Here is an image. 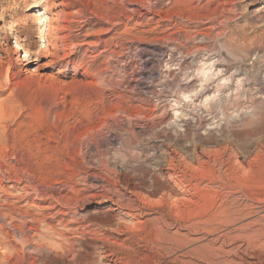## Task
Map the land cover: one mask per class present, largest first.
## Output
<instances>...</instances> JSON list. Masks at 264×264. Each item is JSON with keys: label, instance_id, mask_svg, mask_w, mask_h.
Returning a JSON list of instances; mask_svg holds the SVG:
<instances>
[{"label": "rangeland", "instance_id": "rangeland-1", "mask_svg": "<svg viewBox=\"0 0 264 264\" xmlns=\"http://www.w3.org/2000/svg\"><path fill=\"white\" fill-rule=\"evenodd\" d=\"M103 1L107 0H85L84 9L75 7L66 11L59 5L62 0H0V38H7V43L3 41V49L9 50L11 57L10 63L0 64V204L4 201L22 211L29 210L30 216L23 217L27 235L33 236L34 244L42 238L39 241L44 240L57 258L61 253L55 248L61 238L54 235L53 230L65 234L66 241L76 249L81 244L106 238L101 228H89V224L81 222L83 217L93 214L94 207L106 208L111 204L105 200L97 206L90 196L101 194L104 187L108 196L118 194V198H112L121 200L117 193L121 188L114 190L110 186L116 181L115 173L122 172L129 179L137 177L140 180L141 174L152 172L157 161L165 158L169 141L176 137L168 124H173L181 133L187 127L186 139L196 141L203 150L215 151L227 144L234 147L249 144L252 153L257 145H264V0H237L234 12L224 16L231 19L232 38L224 35L207 43L194 41V38L209 32L214 37L220 34V30L214 28L223 19L213 20V12H218L217 3L165 0L161 4L159 0H127L131 1L127 6L119 0L120 6L113 9L116 26L111 32L116 45L107 42L110 27L97 25L99 20L93 14L98 12L104 17L105 12L99 13L95 8ZM149 5H153L156 14H150ZM79 10L84 11L86 19L94 21L90 27L85 26L77 42L61 44L62 47L70 46L72 54L69 57L64 58L65 52L60 51L56 56L60 60L40 57L30 66L22 63L24 54L18 52L14 37L18 31H24V37H29L26 44L31 43V50L37 49L39 30L49 34L54 45L67 35L59 31L64 25L65 14H76ZM126 10L131 13L127 15ZM10 11L14 12L12 20ZM128 16H131L130 26H126ZM13 23L19 25L17 31ZM128 28H131L130 37L125 34ZM202 45L206 52H200ZM218 52L225 59L228 72L217 63L214 65ZM139 53L148 59L143 72L139 69ZM199 67L210 68L214 74L208 83H196V77H201L196 72ZM218 70L224 72L216 76ZM234 71H238L237 74ZM220 78L228 82L224 84L218 80ZM218 82L226 89H221L215 101L209 103L206 95H196L192 97L193 102L181 101L175 105L178 86L190 84L191 89H195L202 85L213 89ZM113 109L126 113H119L114 122L109 123L111 133H107V129L98 130L96 127L104 113ZM250 111L256 114L239 118ZM134 112L140 115L133 116ZM220 127L221 132H218ZM245 133L248 135L243 136ZM186 141L180 140L178 148L186 147L183 153L190 158L191 148ZM47 143L50 148L46 154L54 156L50 158L54 159L53 168L50 165L44 166L45 169L35 167L44 156L41 152ZM119 147L122 151L116 155ZM251 153L247 152L242 159ZM17 179H22L20 184L16 183ZM26 181H31L36 193L24 188L28 185ZM27 192L30 195L23 199ZM40 198L43 201H39ZM76 199L86 200V203L79 202L77 207L74 205ZM1 205L0 211L9 209ZM62 212L64 215H60ZM259 214L262 215L254 214L247 222L258 220L264 228V216ZM29 227L32 231H28ZM238 229L236 226L221 227L220 231L234 237L239 234ZM166 232L176 233L175 230ZM178 234L187 235L186 232ZM188 237L197 240L189 245L190 248L221 246V242H213L215 234L200 231ZM239 245L227 241L224 247L227 251H236ZM14 247L17 251L20 248L11 244V248ZM189 247L173 252L172 256L183 255ZM1 252L0 264H5ZM35 253L30 247L25 254L19 253L20 259L14 256L8 264H40L34 258Z\"/></svg>", "mask_w": 264, "mask_h": 264}, {"label": "bare ground", "instance_id": "bare-ground-1", "mask_svg": "<svg viewBox=\"0 0 264 264\" xmlns=\"http://www.w3.org/2000/svg\"><path fill=\"white\" fill-rule=\"evenodd\" d=\"M83 1L85 0H62L59 5L66 11L75 7L84 9L85 6ZM159 1L161 4L163 1L165 2V0ZM210 1L218 4L216 7L218 12H213L214 19H212H223L219 21L216 28L213 27L216 31L220 30V34L215 37L214 35L212 36L211 32L208 34H198L194 38V41L198 40L199 42L207 43L213 39L217 41L219 37H223L224 35L228 39L232 38L233 32L232 29H230L231 19L229 17L225 18L224 16L227 12L231 13L233 8L237 7V0H232L234 3H229L226 0ZM219 1H221V3H219ZM120 2L119 0H107L103 1L102 4L100 3V5H96L95 8L99 13L105 12L102 18L97 14L98 12L93 13L95 18L99 20L96 22L97 25H108L110 27L107 32V34H110L107 41L109 45L116 43V39L113 38L111 34L116 26L114 23L115 14L113 9L119 7L121 4ZM157 2H155V4ZM125 3L127 6L131 5V1L123 0V4ZM153 5H149L151 15L156 14L154 13ZM229 6L231 8H229ZM8 13L9 18L12 20L14 12L10 11ZM83 13L84 11L79 10L76 14H65L62 23L64 25L59 31L65 32L67 35L61 37L54 45L50 42L49 34H44L40 30L37 31L38 44H36L37 46L35 45L37 49H33L34 51L30 48L32 46L31 43L26 44L29 40V37H24L26 33L24 31H18L17 35L14 37L18 52H23L24 54L21 60L22 63L25 64V66H30L32 62L39 61L40 57H50L60 60L59 57H56L60 51L65 52L64 58L69 57L72 54L70 46L62 47L61 44L66 42H77L81 38V33L85 26L90 27L92 21H94L93 19H86V15L84 14V16ZM126 13L128 15L131 11L129 12V10H126ZM216 13L218 14L216 15ZM130 17L128 16L125 18L127 20L126 26L131 25ZM157 17L159 16L157 15ZM13 24L14 27H12L16 28L17 31L19 25L16 23ZM130 29L131 28H128L125 33L127 36L130 35ZM3 41L7 43V38H0V64L3 62L10 63L11 58L9 50L3 49V44H5ZM199 50L200 52H206L204 45H202ZM127 53L126 55H128ZM207 54H209V52H207ZM215 57L217 60H215L214 65L217 63L225 68V59H223L222 55L218 52L215 53ZM147 60L144 54H138L140 71L144 68ZM197 69L196 72L198 75H201V77H196V83H208L214 76L210 68L203 69L199 67ZM223 70H218L216 76L222 74V72H224ZM225 71L228 72V69L225 68ZM234 72L237 74L238 71ZM218 80L224 84L228 82L226 78H220ZM224 84L220 85L218 82L213 89H209V86L203 87L202 85L198 87L195 86V89H191L192 87L190 84L178 86L176 89L178 102H176L175 105L178 106V103L180 104L181 101L193 102L192 97L196 95H206V97H208V99L205 98L206 101L211 103L219 98L222 88L226 89ZM197 89H200V91H197ZM209 95H211V97ZM115 109L105 113L103 112L104 118L102 120L100 119V125L96 127L98 130L102 129L103 131V129H107V133H111L112 129L109 127L111 125H109V123L111 121L114 122L119 113H126L125 111ZM250 112L251 113L244 115L241 114L239 118L244 119L246 116L252 117L256 114H254V111ZM139 115L140 113L134 112L133 116ZM176 116L177 113H175V117ZM225 123L229 125L227 120ZM188 124H192V122ZM196 124L200 126V124ZM172 125L168 124L167 126L176 137L174 140L169 141L171 143L167 144L165 158L162 159V161H157L152 172L146 175L141 174L140 180L137 177L129 179V177L122 172L115 173L116 181L112 184L110 183V186L114 188V190H117V187L121 188V191H117V193H120L121 200L113 199L115 196L117 198L119 196L115 193H113V195L115 194L112 196L113 198L110 195L108 196L105 193L106 190H104V187H100L103 191L101 194L91 195L90 198L88 197L93 203H97V206H101V203L105 202V200L111 202L110 206L106 208L94 207L93 214L90 212L91 214L85 219L83 217V221H81L87 225L89 224V228L90 226L101 228L105 232L106 238L102 240H93L92 243L87 245L81 244L78 249H76V246L66 241L67 238L65 239V234L53 230V234L61 238L58 243L59 245L55 248L61 253L60 256H58L60 259L57 258V255L47 246V243V245L44 244V240H42L43 242L39 241L42 238L38 239L40 243H32L33 236L29 237L27 235L25 230L26 226L23 221V217L30 216L29 210L22 211L14 204L10 205L1 200L4 203L2 204L9 208L7 211L6 209L5 211H0V222L2 223L0 226V250L2 252H0L5 264H8L14 256L18 257L19 253L21 255L25 254L26 250L30 247L35 249L36 256L33 255L35 260L40 264H51L53 262H56L55 264H197L199 262L203 264H264V228L262 225H259L261 223L258 220L247 222L254 214L261 213L262 215H259L264 216V145H257L252 153L249 151L250 147H252L249 146V144L239 145L240 147L227 144L225 147L220 145L221 147L215 151L203 150L201 149V145L196 141L186 139L187 127H184L183 133H181ZM3 128L5 130V127ZM92 131L90 132L92 133ZM218 132H221V127ZM247 133L243 134V136ZM180 140H187L186 142L190 146L189 148H191L190 158L186 157L183 153L186 147L182 149L178 148ZM119 146L121 147L120 143ZM120 147L116 151V155L121 153L122 148ZM49 148L47 143L44 146L43 152H41L44 156L40 158L41 160L39 163L34 164L36 165L35 167L38 166L39 168L45 169L46 166H51L54 159L51 161L50 158L54 156L46 154ZM247 152L251 153V155L249 157L247 156L246 159H242ZM30 161H32V158ZM53 165L51 166L52 168ZM46 171L47 170H45V172ZM21 181L22 179H17L16 183L20 184ZM26 182L28 185L24 188L36 193L37 190L31 185V181ZM29 195L30 194L27 192V194L23 196V199L28 198ZM77 200L79 199L74 200L75 206H77L79 202L83 205L86 203L84 199L83 201L85 203L82 202V199H80L81 201ZM123 200H126V202L124 203ZM39 201H43V199ZM54 202L58 204V201ZM60 215H64V212ZM18 221L19 223H17ZM261 222H263L262 219ZM71 223L77 224L76 221H72ZM231 226L239 227L237 230L239 231L238 235L230 237L229 234L220 231L221 227ZM65 228L67 227L65 226L64 229ZM166 230H175L176 233L169 235ZM28 231H32V228L29 227ZM200 231L211 235L215 234L216 237L215 239L213 238V242L215 244L221 242V246L219 245L220 247L215 248L214 245H205L190 248L189 245H192L197 240L190 239L188 235L195 236ZM178 232H186L187 235H179ZM227 241L232 242V244L240 243L241 245L236 246V251H227L224 247ZM13 243L20 247L18 251L15 247L11 248V244ZM187 246L190 249H188L186 253L179 256L174 255L176 257L172 256L173 252H179L181 248ZM85 247L89 248L93 253L88 251ZM194 261H197V263H194Z\"/></svg>", "mask_w": 264, "mask_h": 264}]
</instances>
